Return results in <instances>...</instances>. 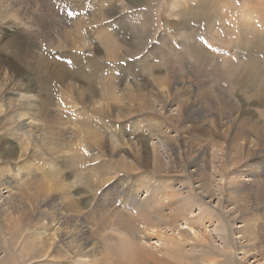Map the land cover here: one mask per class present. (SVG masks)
Segmentation results:
<instances>
[{
    "label": "rangeland",
    "instance_id": "374dc122",
    "mask_svg": "<svg viewBox=\"0 0 264 264\" xmlns=\"http://www.w3.org/2000/svg\"><path fill=\"white\" fill-rule=\"evenodd\" d=\"M93 1L90 12L85 13L90 20L101 16L105 7L104 0ZM146 1L120 0L121 10L117 0H112L111 16L101 20L119 46V55L123 54L122 50L133 52L112 64L113 68L124 67L115 77L117 91L124 101L116 102L88 84L86 75L93 68L90 66L97 62L96 57L103 56L100 49L93 50L95 55L89 49L72 50L74 55L69 46L65 47L69 50L56 48L58 40L80 37L77 2L0 0L3 22L0 23V104L4 98L12 97L10 86H14L34 96L46 121L59 113L61 103L72 101L83 107L81 117L63 115L64 119L53 122V128L41 123L43 155L25 144L21 158L16 141L2 127L9 119L0 113V173L9 170L12 179L10 186L1 185L0 181V264H64V260H71V264H123V254L129 253L127 250L133 246L139 250L128 264H136L142 257L144 260L149 257L150 261V255L154 258L164 255L160 258L166 261L164 264H216L217 260L224 261L219 247L225 248L229 237L233 247L239 243L235 227L240 222L233 220V224L231 220L236 219L235 214L240 218L256 215L252 220L262 216L263 220L258 219L257 224L264 228L261 225L263 190L259 188L260 198L255 203L253 196H249L254 190L245 181L264 166V150L248 145L245 140L250 123L259 128L264 126V0H151L149 7ZM173 4L176 10L172 9ZM214 14L225 17L213 18ZM16 15L22 16L19 21ZM9 16L11 20H7ZM20 21L32 26L31 34L26 37L14 28ZM243 28L250 30L247 38ZM164 30L167 39H172L178 49L171 57L166 54L154 60L156 52L166 53L174 48L164 50L156 46ZM227 30L231 38H239L242 33L246 39L230 41L222 33ZM181 40H185V46L180 48ZM72 56L76 57L74 64ZM93 57L95 61L91 60ZM65 59L69 60L66 67ZM147 65L154 67L151 75ZM74 66L82 75L64 73L63 69L72 71ZM246 72H251L252 80L244 75ZM98 73L101 74L100 69ZM63 77L64 84L60 82ZM173 78L178 80L177 88L165 95ZM61 91L68 100L60 98ZM48 96L50 104H43ZM161 101L173 109L176 122L169 121L159 111ZM94 102L100 103L102 109ZM154 105L159 112H147ZM0 108L4 111V106ZM9 108L19 109L17 105ZM47 113L51 116L47 117ZM78 118L89 122L91 129L87 137L81 134ZM217 122L223 124L221 129ZM95 129L100 131V136ZM77 133L80 135L75 136ZM63 135L65 140L59 137ZM54 137L60 145H65L67 155H76L66 168L54 169L48 165L52 153L46 142ZM232 138H236L233 147ZM241 145L249 147L242 149ZM61 154L58 155L62 158ZM78 157L83 158L82 165L77 163ZM154 176H161L160 185ZM96 177H102V182H97ZM5 186L11 189V197ZM109 188V200L117 196L125 199L132 193L138 200L148 197L152 206L164 204L170 198H182L186 205L193 202V212L187 215L192 220L180 219L175 227L165 223L158 226L157 220L146 223L139 212L131 210V205L128 209H115L104 200L103 189L106 192ZM206 192L213 195L211 201L205 197ZM95 193L99 203L91 205L89 199ZM234 202L244 206H235ZM58 211L65 212L63 218L67 212L71 214L65 226L78 235L68 244L76 249L72 259H64L59 247L53 251V246H58L56 240L53 244L52 239L44 240L40 236L44 232L43 223L50 230L45 233L53 232ZM173 214L178 215L176 211ZM164 234L171 236L176 245L167 246ZM80 246L90 251L80 252ZM230 251H234L233 257L238 252L235 260L242 261L241 249Z\"/></svg>",
    "mask_w": 264,
    "mask_h": 264
},
{
    "label": "bare ground",
    "instance_id": "6f19581e",
    "mask_svg": "<svg viewBox=\"0 0 264 264\" xmlns=\"http://www.w3.org/2000/svg\"><path fill=\"white\" fill-rule=\"evenodd\" d=\"M229 1L227 3H230ZM70 2H77L78 5H79V8L77 10V17L76 16L75 17L78 19L77 22L79 24V29H77V33L80 34V37L77 40H71V39H63V40H60V41L58 40L57 43L55 44L56 45V48L57 49H61L62 47L65 48V47H68L69 46V47H71V51L72 50H74V51H79L80 50V52H81L82 50L89 49V51L91 53H93V50L94 49H100L101 52H102V55H103L102 56L103 57V60H101L102 57H100V58L99 57L98 58L96 57L97 62L95 64H93L92 66H90L91 68L92 67L93 68L91 69L92 72L90 71L91 73L88 74V75H86L87 80H88V84L90 83L91 85H93L95 87V90H98V88H99L102 91V96L103 95L109 96L110 98H112L113 101L117 100L116 102H122V101H124L122 99V97L119 95L120 92L117 91V84H116V80H115V77H116L117 72L120 70V68L122 69L124 67L121 66L119 68H116V66H115V68H113L112 67V64H115V61L116 60L123 59L127 55L132 54L133 52L130 49L122 50L123 54L122 55H119V53H118L119 52V46L111 39V37H110V31L108 29H106V26L107 25H104L101 22V20H103V19L108 18V17L111 16L110 15L111 13H109V11L111 10L112 0H104V6H105L104 7V13L101 16H99L97 18H94V19H91V20L88 19V18H86L85 13L86 12H90L91 7L95 3L93 0H70ZM216 3L218 4V1H216ZM146 4H147V7H149L152 4V1L151 0H147L146 1ZM117 6L120 7L121 10H123V6H122V3L120 2V0H117ZM176 7L177 6L175 4H173L172 9L176 10ZM10 8H12V7H10ZM14 8H16V7H14ZM8 11H10V10H8ZM8 14H9V12H8ZM17 14L19 15V13H17ZM18 15H16V17H18ZM13 16L15 17V15H13ZM212 16H213V18H216L217 17V19H222L223 17H225V16H220V15H217V14H214ZM5 17H4V19H5ZM9 18H10V16L7 18V20H9ZM20 18L18 17L17 20L19 21ZM23 19L26 20L27 18L24 17ZM23 19H21V20H23ZM10 20H11V18H10ZM12 20L14 21V18ZM120 20H121V18H120ZM27 22L30 23L31 21H28V19H27ZM0 23H3V22L0 21ZM88 23H89V25L87 26ZM242 25H243V27L245 26L248 29L247 25H245L243 23H242ZM14 26H15L14 28L16 29V31L19 32L21 35H23L25 37L28 36V33L32 32V31L29 32V28L32 27V26H28V23L26 24V22H21L20 21V22H17ZM88 27L90 28V31H88V29H87ZM84 28L87 31H85ZM247 29L245 30L243 28V31H244V33L246 35V38H247V35H248L249 31H250V30H247ZM222 33L223 34L225 33V37H228L229 39L231 38V36H229L230 34H229V31L228 30L227 31H224V32L222 31ZM246 38H244V36H242V33H241L239 38L238 37L237 38L232 37L230 39V41L232 39H246ZM173 44L174 43H173L172 39H167L166 30L162 31V33L160 34V38L158 39V41L156 43V46H160L164 50H166L167 47H174V48H172L171 51L166 52V53L165 52H162V51L156 52L154 54V60H156V59H162L166 54L171 57L172 53H174L173 51L177 48V47L175 48V46ZM178 46L180 48L183 47V46H185V40H181V42H179ZM65 49L67 50L68 48H65ZM72 53H73V51H72ZM174 54H176V53H174ZM72 57L74 58V61L71 62V63L74 64L76 57L75 56H72ZM41 59H43V57H41L40 60ZM91 60L92 61H95L94 60V57ZM65 61H66L65 65L63 64L64 67H66V64H67V62L69 60H66L65 59ZM228 63L231 65V61H229V59H228ZM80 64L81 63H79V65ZM141 66H142V64H141ZM147 67H148V65H147ZM99 69L101 70V74L100 75H98L99 74L98 73L99 72ZM153 69H154L153 66L152 67H148V71H147L148 74L151 75ZM63 70H64V73L66 75H68V74H70V75H73V74L76 75L77 74V76L78 75H82V74H80L81 71L79 73L77 72V68L76 67H75V69L73 68L72 71L70 69H67V68H65ZM89 70H90V68H89ZM64 73L62 72L61 74L64 75ZM83 73H85V72H83ZM244 75L245 76H249L250 78L252 77L251 76V72H246V73H244ZM97 77H98V80H96ZM122 79H124V78L122 77ZM122 79H121V82H122ZM117 80L119 81L120 79H117ZM250 80H252V78ZM65 81H66L65 80V77H63V79H60V82L62 84H64ZM68 83L69 82H67V84ZM177 85H178V80L176 78H173L172 79V82L170 84V91H169L168 88H166L165 89V92H166L165 95H167V93L169 95L170 92L171 93L174 92V89L177 88ZM15 86H17V85H15ZM10 87L13 90V91L9 92V94L12 97H6V98H4L2 100V104H0V107H3L4 106V111H2L1 108H0V113H3V115L7 116V117H4V118H8L9 119L8 124L5 125V126H2V127H5L4 130L7 131V132H9V134H8L9 138H11V139H13V140L16 141V143H15L16 145L15 146H17V148L19 149V157L20 158L24 154V145L25 144L26 145L33 146V149H34V152L35 153H39V155L40 154L43 155V153H40L41 147L44 146L43 143H42V141H40V134H39V132H40L39 129H40V124L41 123H46L48 125V127L53 128L54 127L53 122L64 119L63 118V115H66V118H67V116L69 118H72L75 115H78L79 117H81L83 107L79 106V104L77 102L69 101V102H67L65 104L64 103H61L59 105L60 106L59 113L58 114L57 113H54V118L52 120L46 121V120H44V116H43V113L41 111V104L39 105V103L36 102V100L34 99V96L32 94L29 95L28 93L25 94L23 92H20L18 90V88L14 87V86H10ZM184 89L186 90L188 88L186 87ZM60 93H61L60 98H63L64 100H68L69 99L67 96L63 95V91H61ZM201 93H202L201 91H199L197 93V95L199 96V98L201 96L200 95ZM129 96H127V97H129V98L133 97L131 95H129ZM134 98L135 97H133V99ZM77 99H78V101H81L82 100V98H77ZM48 103L50 104V98H49V96L43 102V104H48ZM94 104L97 105L99 109H102L100 103L94 102ZM159 104H160V107H159L160 110L159 111H161V112L163 111V113L166 114V118L169 121L176 122V120L178 118L176 117V115H174L173 109L169 105L164 104L162 101ZM12 105H17V107L19 109L11 110L9 107H11ZM155 107H156V105L149 107L147 109V112H152V113H155V114L158 113L159 111H157L155 109ZM61 113H62V117L60 116ZM41 116H42V118H41ZM46 116L47 117H50L51 115L47 113ZM235 117L237 118V116H235ZM174 118H176V119H174ZM77 121L80 124L81 134L83 135V137H87L88 134H89V129H91L88 126V123L89 122L87 120L83 119V118H78ZM217 125L221 129L223 124L218 123ZM248 125L249 124H247V126ZM260 127L261 128H259V126H256V124H255V126H253L250 123V125L247 128L248 133H247V138L245 140H246V143L248 145L254 146V148L260 147V148H262L264 150V126H260ZM94 131L98 132V134L100 136V131L99 130H96L95 129ZM18 132H20V133H18ZM222 133L224 134V132H222ZM232 133L235 134L234 131H232ZM79 135H80V133H77L75 136H79ZM237 135H238V131L236 133V136ZM259 136H261V137H259ZM59 137L61 139L65 140V136L64 135L63 136H59ZM66 138H68V137L66 136ZM235 140H236V138H232V140L230 142V146L231 147H233V144L232 143ZM65 142H66V144H68L67 140ZM59 143H60V141H59V139L57 137L50 138L49 140L47 139V142H46L47 148L50 149V152L49 153L50 154L52 153L51 155H49V158H51V159H50V162L48 163V165L51 166V167H53L54 169H56L58 166L59 167H62V169L63 168H66L67 162L70 163L71 161H74V159L76 158V155H73V156L67 155L66 152H65V149H66L65 148V145L62 146ZM248 147L249 146H247V145H241V148L242 149H245V148L247 149ZM81 150L83 151L84 148L82 147ZM12 151L13 150L10 149L9 150V153H11ZM59 153H63V154H61L63 159L58 155ZM123 161L124 160H122L121 162H123ZM82 162H83V158L82 157H78L77 158V163H79V165H82ZM43 164H44V162H43ZM130 167H131V170L130 171H132L134 169V166L131 165V166H129V168ZM7 171H9V170H5L4 172H1L0 173V176H2V178L0 179V181H1V185H3L5 183L8 186H10L11 185V182H12V179H11V177H10V175H9V173ZM156 172H157V170H156ZM160 177H158V176L156 178H155V176L153 177V178H155L156 183L159 184V185L161 184L160 181L162 180V179L160 180ZM153 178H151V179L153 180ZM111 179L112 178H110V180ZM158 179H159V181H158ZM96 180H97V182H102V177H96ZM106 181H104V182H106ZM245 181L248 183L250 189L251 190H254V192L252 194H250L249 196L252 195L253 196V199H254V202L257 203L258 200H259V198H260V194L258 192L259 188H261L263 190V193H264V166L261 167L260 170L257 173L248 175L246 177ZM199 186H200V183H197L196 187H199ZM5 188H7V192L10 193L9 194V197H11L12 194H13L12 191H11V189L8 188L7 186H5ZM110 191H111V188L107 189L106 192H109V194H107L104 191V189H103V195L105 196V197H103L104 200H108L109 202H111V204H112L111 206H114L115 209H118V208L128 209L129 208V205H131V210H134L136 212H139V214H141L144 217V222H146V223H149L150 220H157V222H159L157 224L158 226H160L161 223H165V226L175 227L178 224V221L180 219H185V221L186 220H192V218H189V216H187V215L193 212L192 211L193 202L191 203V205H186L185 203H183V199L182 198H181L182 200L181 199H178V200L176 199L175 200V199L170 198L171 200H169V201L167 200L166 203H164V204H161V205L160 204L159 205L155 204V206H152L150 204V202L147 200L148 197H146L145 200H138L139 198L136 199V197H134L132 195V193H130L128 195V197L125 198V199H122L121 196H119V197L117 196V199H115V200H109L108 197L110 196ZM122 193L123 192H121V195H122ZM127 194L128 193H125V195H127ZM171 194H173V193H171ZM167 196L169 197L168 194H167ZM170 196H172V195H170ZM249 196H248V198H250ZM189 197L192 198L190 195H189ZM205 197L207 199L210 198L209 201H211V198H213V195L210 194L209 192H206V196ZM59 198L61 199L63 197H61V195H60ZM3 199H5V196L2 197V200ZM89 202L91 203V205H93L96 202L99 203L98 196H97L96 193L92 195V197L89 199ZM175 203H177L176 206H175ZM196 203H195V205H196ZM234 204H235V206H238V207L244 206V203H242L241 205L240 204L238 205L237 203L234 202ZM224 207H227V206H224ZM63 211H61V212L58 211L57 212V217H56V220L54 222V224H57V225L53 229V232L45 233V232L50 231V230H48V228L45 226V223H43L42 224V229L44 230V232L40 233V236L44 240L52 239L53 240V244H55V240H56L58 242V246H53V251L56 252L57 247H59L60 248L59 249L60 250V255H62L64 257V259L65 258L72 259L73 258V255L72 254H75L76 255V249L71 248L72 246H70L68 244L71 243L70 241H72L73 239H76V237L78 235H77L76 232H74L75 230L73 231L69 227H68L69 229H66L67 226H65V224L69 222V221L67 222V219L66 218L71 219L70 218L71 217V214L69 212H67L66 213V218H63V217H65V215H64L65 212L63 213ZM175 211H176V213H178V215H176V216L173 214ZM221 211H223V210L221 209ZM0 212H2V211H0ZM222 213H225V215L227 214L226 212H222ZM254 216H256V215H254V214L248 215L247 214L246 218H243V216H241V218H240L237 214H235V218L236 219L231 218L232 223H233V220H237V219L241 223V224L239 223V225L237 224L238 226L236 225V227H235L236 228L235 233L236 234H239L238 237H237L239 239V243H238L237 246H234L233 247V244H232L233 241L231 242L229 240V238H230L229 237L228 238V241L229 242H227L228 244L225 245L226 247L225 248H224V246H223V248L222 247H219V248H221L219 252H221V255L224 256V261L222 262V260H221V263H220V260H217L216 264H225L226 261L229 264H244V263L245 264H264V235H262V232L264 231V228H260L261 226H258V224H257L258 219L262 218V220H263V217L261 216V217L255 219V220H252V217H254ZM76 218H78V217H76ZM79 219H80V217H79ZM232 223H231V225H232ZM233 224H235V222ZM261 225H264V221H263V223ZM36 229L37 230H40V223L37 225ZM88 229L89 228H87V230ZM83 232H84V230L81 231L80 233H83ZM37 236H39V235H35V237H37ZM164 236L166 238L164 240V243L167 246H169V245H176V243L173 242V238L171 236H169L167 234H164ZM227 237H224V239L227 238ZM226 241H227V239L225 240V242ZM216 248H218V247L216 246ZM231 249H232V251H233V249H241L242 250V252L240 253L241 254L240 255V259L242 261L239 260V262H238V261L235 260L236 255H238L237 254L238 252L233 257L232 254H233V252L235 250L233 252H231L230 251ZM78 250L80 252H85L86 247L85 246L84 247L80 246V247H78ZM138 250H139V248L137 246H133V247L130 248V250L129 249L127 250L129 253H124L123 252L124 254H123V258H122V263L123 264H128V261L130 263H132L130 261V259H132L133 253L134 252H137ZM166 250H169V248H167ZM88 251H90V250L87 249L86 252H88ZM173 251H174V249H173ZM161 252H163L162 249H161ZM174 252L176 253V251H174ZM208 253H210V252H208ZM116 257L117 256H115V258ZM150 257H151V260L150 261L148 260L149 257L146 259L148 261L144 260L143 259L144 257H142V258H140V260L136 264H164V262H166V261L163 262L160 259V258L164 257V255L162 257L159 256V258H154V256H151V255H150ZM163 259L165 260V258H163ZM214 260H216V259H214ZM249 260H251L250 263H248ZM212 261H213V259H212ZM205 262H206V260H205ZM71 263H72L71 260H69V261L68 260H64V264H71Z\"/></svg>",
    "mask_w": 264,
    "mask_h": 264
}]
</instances>
